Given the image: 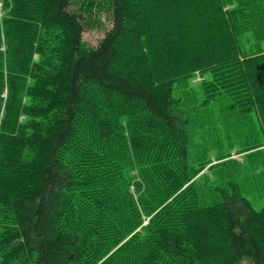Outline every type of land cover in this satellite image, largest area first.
<instances>
[{"label":"trees","instance_id":"1","mask_svg":"<svg viewBox=\"0 0 264 264\" xmlns=\"http://www.w3.org/2000/svg\"><path fill=\"white\" fill-rule=\"evenodd\" d=\"M1 2L0 264H264V205L200 204L174 97L199 75L264 124V0Z\"/></svg>","mask_w":264,"mask_h":264},{"label":"rangeland","instance_id":"2","mask_svg":"<svg viewBox=\"0 0 264 264\" xmlns=\"http://www.w3.org/2000/svg\"><path fill=\"white\" fill-rule=\"evenodd\" d=\"M3 3H0V8ZM91 20L84 32L89 46L95 47L111 26L107 10ZM203 78H193L188 87H175V108L188 132L189 164L198 175L199 201L210 205L221 199L220 189L242 194L259 210L264 205V124L255 107L243 108L227 94L208 97L201 89ZM213 165V166H212ZM238 264H254L244 258Z\"/></svg>","mask_w":264,"mask_h":264}]
</instances>
